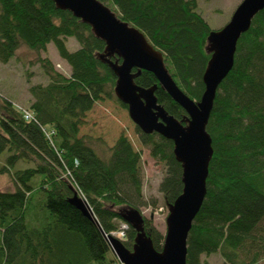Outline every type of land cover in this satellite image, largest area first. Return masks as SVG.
Masks as SVG:
<instances>
[{"label":"trees","instance_id":"trees-1","mask_svg":"<svg viewBox=\"0 0 264 264\" xmlns=\"http://www.w3.org/2000/svg\"><path fill=\"white\" fill-rule=\"evenodd\" d=\"M100 1L143 32L162 52L182 91L200 99L210 57L206 36L212 28L197 0ZM70 37L78 43L73 51L65 44ZM49 43L69 73L40 55L47 81L28 87L29 105L17 107L0 95V175L13 184L12 190H0V264H118L102 232L115 230L125 209L157 207L142 192L138 145L164 163L158 187L165 204L182 192V167L171 140L145 133L133 121L129 130L110 114L103 119L102 125L116 128L110 145L96 134L102 127L89 122L91 115L106 116L111 100L124 109L127 105L113 94L116 76L97 56L105 43L88 24L53 0H0L1 62L7 63L19 45L41 53ZM140 72L135 83L157 84V103L183 119L184 108L155 75ZM213 100L206 126L213 154L206 194L186 238V264H211L202 256L215 253L221 264H257L264 257V8L238 39L234 64ZM85 126L95 129L83 131ZM73 189L86 199L102 232L68 202ZM142 220L154 248L161 250L164 234L150 217L143 214ZM135 235L129 225L122 241L129 250Z\"/></svg>","mask_w":264,"mask_h":264},{"label":"water","instance_id":"water-1","mask_svg":"<svg viewBox=\"0 0 264 264\" xmlns=\"http://www.w3.org/2000/svg\"><path fill=\"white\" fill-rule=\"evenodd\" d=\"M60 9L69 10L81 22L88 24L93 34L103 40L105 47L98 58L116 76L114 93L127 105L130 119L143 132H155L172 141L173 155L182 167L183 188L180 196L166 204L168 214L161 250H156L144 230L139 209H125L122 221L136 232L129 250L121 240L102 232L93 211L78 191L68 202L92 220L111 245V251L124 264H186L187 239L194 216L206 194L208 168L212 158V139L206 126L217 88L234 64L237 41L246 32L253 17L264 8V0H241L229 20L219 29L210 30L207 37L209 60L202 74L204 89L195 101L177 85L167 70L163 54L138 28L120 20L111 8L100 0H53ZM115 57V58H113ZM133 69H136L133 71ZM147 70L157 78L160 87L185 110L179 120L157 103L155 90L138 86L134 79Z\"/></svg>","mask_w":264,"mask_h":264},{"label":"rangeland","instance_id":"rangeland-1","mask_svg":"<svg viewBox=\"0 0 264 264\" xmlns=\"http://www.w3.org/2000/svg\"><path fill=\"white\" fill-rule=\"evenodd\" d=\"M241 0H197L198 11L201 16L208 22L212 29H219L230 18L233 10ZM69 50L73 51L78 47V43L74 38L70 37L66 43ZM47 55L54 63L56 69L64 74L69 73V66L64 62L59 55L54 44L49 43L46 52H35L29 49L26 45H19L16 54L7 62L0 61V95L11 99L17 107L26 108L32 100L29 88L31 85L38 83H45L47 81L40 63L38 62L39 56ZM56 65H60L57 67ZM108 109L104 110L106 116L94 114L90 116V123L93 126H101L102 129L96 128V134L102 135L107 144L110 145L111 137L116 133V128L105 122L102 125L103 119L109 117V114L118 121L117 123L122 126V129L127 127L133 130L134 123L130 119L127 109L121 107L115 100H111L108 104ZM85 126L83 131L93 130L95 128H88ZM108 127V128H107ZM115 130V131H114ZM118 131V130H117ZM132 132V131H131ZM104 135V136H103ZM136 142V141H135ZM139 146L141 150L142 161V174H143V195L146 200H155L157 207H142L140 208L143 214L150 217L153 225L162 234L166 232V217L168 210L163 200V194L159 190V184L165 175L164 163L159 162L153 157L149 156L150 151L147 147ZM7 175H0V190H12L13 184ZM202 260L204 263L221 264L223 262L220 254L215 253L212 255H203ZM257 264H264V257L260 259Z\"/></svg>","mask_w":264,"mask_h":264},{"label":"built area","instance_id":"built-area-1","mask_svg":"<svg viewBox=\"0 0 264 264\" xmlns=\"http://www.w3.org/2000/svg\"><path fill=\"white\" fill-rule=\"evenodd\" d=\"M23 111H24V114H25V117H26V118L30 116V113H29L28 111H26V110H24V109H23ZM127 227H128L127 223H125V222H121V224H120L118 230H116V231H112V234L115 235V236H118L119 238H124V237H125V231H124V230H125ZM118 264H123V263H121V262L119 263V262H118Z\"/></svg>","mask_w":264,"mask_h":264},{"label":"crops","instance_id":"crops-1","mask_svg":"<svg viewBox=\"0 0 264 264\" xmlns=\"http://www.w3.org/2000/svg\"><path fill=\"white\" fill-rule=\"evenodd\" d=\"M63 60V59H62ZM64 61V60H63ZM65 62V61H64Z\"/></svg>","mask_w":264,"mask_h":264}]
</instances>
